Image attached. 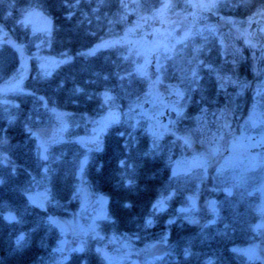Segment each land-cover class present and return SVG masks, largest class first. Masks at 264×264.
<instances>
[{
    "label": "trees",
    "instance_id": "obj_1",
    "mask_svg": "<svg viewBox=\"0 0 264 264\" xmlns=\"http://www.w3.org/2000/svg\"><path fill=\"white\" fill-rule=\"evenodd\" d=\"M164 1L0 0V82L20 67L17 46L30 63L26 91L15 96L11 112L6 114L0 105V134L6 139L5 159L0 155V264H48L62 237L50 218L68 217L79 203L74 193V154H81L82 148L73 140L57 143L44 159L34 135L38 126L52 124L56 110L67 114L72 129L89 132L88 122L112 108L122 118L108 127L101 147L90 151L85 169L92 191L108 198L109 219L101 221L100 229L122 234L136 247L160 242L165 249L158 264H262L248 262L238 251L252 242L264 244V231L255 228L262 218L256 209L259 195L248 192L253 186H233L227 193L226 180L214 175L213 169L205 178L174 182L172 168L181 154V139L167 131L164 138L153 141L146 123L130 114L132 103L143 98L147 84L135 68L128 45L85 55L95 44L121 35L143 17L148 19ZM173 3L175 9L182 8L181 0ZM221 8L246 10L245 15L260 13L264 0H226L217 5ZM32 10L51 19V34L43 44L25 19ZM40 54L61 56L65 62L43 77ZM169 77L164 67L166 84L173 82ZM104 92L110 97L107 101ZM181 115L174 128L184 134L199 114ZM138 121L144 123L136 125ZM43 178L48 179L50 200L38 206L30 201L29 193ZM173 190L166 209L153 207ZM188 194L198 197L204 211L198 223L178 214ZM206 199L217 203V221L209 206L203 208ZM9 213L14 220L5 218ZM148 219L151 224H146ZM61 264L109 263L91 244L72 252Z\"/></svg>",
    "mask_w": 264,
    "mask_h": 264
},
{
    "label": "rangeland",
    "instance_id": "obj_2",
    "mask_svg": "<svg viewBox=\"0 0 264 264\" xmlns=\"http://www.w3.org/2000/svg\"><path fill=\"white\" fill-rule=\"evenodd\" d=\"M226 0H181L182 8L175 9L173 0H165L164 4L154 9V13L148 19L143 17L138 24L125 30L119 36H110L103 41L95 44L86 53L112 47L115 45H128L127 50L131 53L135 62V68L145 79L147 89L145 95L136 103L131 105V113L135 121L142 119L147 126L151 139L158 142L165 137L172 122H162L163 109L168 104L167 94L163 88L170 85L164 81V67H167V59L170 57L172 49V21L184 11L192 9L215 10L219 3ZM264 18V14H260ZM26 21L30 24L32 30L41 36L42 40L49 38L51 34V19L38 10L27 12ZM50 19V20H49ZM157 22V23H155ZM164 24V27L158 25ZM1 37L2 34H1ZM3 39V38H2ZM99 46V47H97ZM21 55V64L19 69L9 76V78L0 82V105L4 108L6 114L11 112V108L16 104V95L25 92L24 80L30 73V63L24 56V50L17 46ZM90 53V54H91ZM61 56H52L47 54L39 55L38 66L43 77L49 75L61 61ZM157 73L150 76L145 68L152 64ZM63 62V63H64ZM147 103V106L144 104ZM183 114L178 113L179 117ZM53 123L45 125L41 123L35 131L37 144L40 147L41 154L48 156L52 146L62 144L65 141L73 140L79 143L82 153L76 158L77 171L74 193L78 200V206L74 212L66 218L57 217L53 219L55 225L61 232V239L54 248L53 254L48 264H61L68 259L69 255L77 251L84 250L89 245L94 244L100 249L102 256L109 264H158V259L164 253V247L160 242H155L147 247H136L131 239L125 238L122 234L113 232H104L100 229L101 221L109 219L108 198L107 196L95 193L85 177V169L89 161L91 150L99 149L98 145L102 143V138L108 127L116 121L121 120V113L112 108L108 109L103 115L93 118L89 124V132L78 133L77 129H72L68 121L67 114L54 110L51 116ZM138 121L136 125L144 123ZM42 122V121H40ZM85 128V127H84ZM86 129V128H85ZM72 130V131H71ZM196 127H191L184 141L185 149L174 162L172 173L174 182L185 183L196 177L205 178L210 174L209 170L213 169L214 175L226 180L225 191L233 189V186L244 187L252 185L248 191L252 196L259 195L256 209L262 218L255 224V228L264 231V171L260 170L258 165L249 167V158L237 156L236 160L229 159L221 161V153L202 145L197 144V137L194 134ZM193 131V132H192ZM69 133L71 136H69ZM73 136V137H72ZM6 139L0 134V155H3V145ZM219 153V154H218ZM262 157H255L254 162H259ZM47 174V173H46ZM45 175V174H44ZM214 180H216L214 178ZM39 186L34 188L30 193L31 202L38 206H45L50 200V187L48 179L43 178ZM174 190L172 191L173 195ZM170 194V193H169ZM168 198H161L162 207L158 210H164L167 207ZM157 203V202H156ZM203 208L209 206L208 210L212 214L213 221H217V203L213 199L204 200ZM204 213L199 206V199L195 194H188L187 199L179 206L178 214L181 218L193 222H200L201 214ZM202 222V221H201ZM238 251L245 257L248 262L261 261L264 264V244L262 241L252 242L246 246L240 247Z\"/></svg>",
    "mask_w": 264,
    "mask_h": 264
},
{
    "label": "flooded vegetation",
    "instance_id": "obj_3",
    "mask_svg": "<svg viewBox=\"0 0 264 264\" xmlns=\"http://www.w3.org/2000/svg\"><path fill=\"white\" fill-rule=\"evenodd\" d=\"M194 10L212 11L218 18L209 23L185 18ZM245 13L192 9L175 16L167 59L173 82L163 88L168 104L162 117L174 112L166 122H178L179 112H197L191 126L197 128L195 145L208 144L221 153V161L249 158V167L264 171V12Z\"/></svg>",
    "mask_w": 264,
    "mask_h": 264
},
{
    "label": "water",
    "instance_id": "obj_4",
    "mask_svg": "<svg viewBox=\"0 0 264 264\" xmlns=\"http://www.w3.org/2000/svg\"><path fill=\"white\" fill-rule=\"evenodd\" d=\"M185 18H188L192 21H197V22H213L217 20V16L214 15L211 11H191L188 12L185 15ZM146 72L149 73L150 75H153L155 73V69L153 65H149L146 67ZM170 117H174V113H170Z\"/></svg>",
    "mask_w": 264,
    "mask_h": 264
},
{
    "label": "snow or ice",
    "instance_id": "obj_5",
    "mask_svg": "<svg viewBox=\"0 0 264 264\" xmlns=\"http://www.w3.org/2000/svg\"><path fill=\"white\" fill-rule=\"evenodd\" d=\"M97 47H99V46H97ZM90 53H91V50H90L89 53H85V55L90 54ZM63 62L64 61H61V63H63ZM76 91H80V89L77 88ZM102 95L104 96L105 101H107L108 99H110V97H109V95H108L107 92L102 93ZM34 135H35V133H34ZM42 158L47 159V157L46 156H43V155H42ZM170 195H171V193L169 194V196ZM29 199L31 200V197H29ZM153 207L154 208H157V209L161 208L162 207V201H157V203ZM5 218L8 219V220H14L15 219V217L13 215H11V213H9ZM50 222L55 223V221L52 220L51 218H50ZM146 224H151V220L150 219L146 220ZM22 239H23V234L20 235V237L18 238V241L17 242L19 243L20 240H22ZM76 250L79 251L80 249H76ZM97 251L100 252L101 250L100 249H97ZM209 264H211V262H209Z\"/></svg>",
    "mask_w": 264,
    "mask_h": 264
}]
</instances>
